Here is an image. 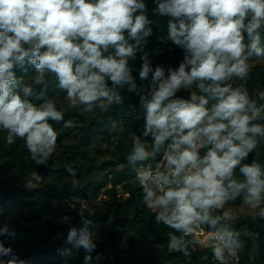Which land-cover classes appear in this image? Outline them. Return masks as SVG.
Listing matches in <instances>:
<instances>
[{
	"label": "clouds",
	"instance_id": "clouds-1",
	"mask_svg": "<svg viewBox=\"0 0 264 264\" xmlns=\"http://www.w3.org/2000/svg\"><path fill=\"white\" fill-rule=\"evenodd\" d=\"M154 3L155 15L169 17L167 40L185 53L179 67L167 72L162 65L153 68L144 51L153 24L144 0H0V130L7 145L23 140L43 165L56 150L49 121L64 119L45 96L47 74L55 75L69 107L83 113L122 103L120 89L136 93L145 124L142 136L131 137L127 161L143 203L156 213V223L174 230L169 251L190 257L189 246L202 243L199 233L208 226L206 246L226 264L243 243L232 226L235 214L225 205L243 196L264 219V167L242 163L264 139V123H258L264 121V91L254 98L244 84L232 83L246 81L249 61L264 57V0ZM138 53L139 78L147 85L138 86L132 74L130 62ZM28 66L35 69L30 84L16 76ZM35 86L42 87L37 92ZM193 86L188 98L177 95ZM32 96L42 102L33 103ZM141 137H151L153 154L162 152L154 168L143 166L150 153ZM67 170L75 183V170ZM90 225L84 220L67 236L74 248L84 249L85 264L96 248ZM0 235L14 232L5 225ZM0 257H8L0 264H25L3 243Z\"/></svg>",
	"mask_w": 264,
	"mask_h": 264
},
{
	"label": "trees",
	"instance_id": "trees-1",
	"mask_svg": "<svg viewBox=\"0 0 264 264\" xmlns=\"http://www.w3.org/2000/svg\"><path fill=\"white\" fill-rule=\"evenodd\" d=\"M144 2L147 15L153 21L152 35L147 38L144 51L148 52L153 68L162 65L166 72L169 67L178 68L185 53L167 40L169 17L153 13L154 0ZM140 55L142 53L130 62L138 86L148 84L139 78ZM258 59L264 57L252 58ZM34 75L35 69L31 66L27 72L16 70V76L24 78L25 83H32ZM46 79V98L53 100L57 110L64 114L59 123L49 121L61 149L59 153L54 152L46 164L37 165L23 140L17 138L13 145H7V133L0 132V228L7 225L14 232V236L0 235V243L11 247L25 264H85L84 249L74 248L67 242V236L70 228L80 229L84 220H91L89 230L96 248L90 254L93 259L89 264H220L212 249L203 250L198 245L189 246L190 257L180 251H169L168 233L174 230L156 223V213L143 203V189L127 161L132 135L142 136L144 130V109L139 96L126 88L120 89L122 103L113 104L106 112L96 109L83 113L79 108L58 103L59 98H66V93L58 88L54 74H47ZM108 83L111 87V82ZM232 83L234 86L244 84L249 94L257 97V92L264 89V66H256L246 81ZM35 87L38 92L42 86ZM194 90L195 86L177 95L188 98L189 92ZM28 99L36 104L42 102L35 96ZM141 139L151 148V137ZM204 151L201 150V155ZM106 157L109 160L100 163V159ZM161 160L162 152L155 153L154 166ZM252 162L264 167V139L259 140L257 148L242 161ZM69 168L75 170V183ZM107 168L110 170L104 180L95 182L94 175ZM32 173L46 176L53 182L36 189L17 187L20 180ZM236 175L240 177L238 169ZM11 184L13 188H5ZM76 200L85 201L87 206L73 209L70 202ZM243 203L241 196L229 201L225 208L239 207ZM253 216L232 221L243 243L236 253L237 264H264V219L258 215L253 219ZM7 259L0 257V260ZM226 264L235 263L227 260Z\"/></svg>",
	"mask_w": 264,
	"mask_h": 264
},
{
	"label": "rangeland",
	"instance_id": "rangeland-1",
	"mask_svg": "<svg viewBox=\"0 0 264 264\" xmlns=\"http://www.w3.org/2000/svg\"><path fill=\"white\" fill-rule=\"evenodd\" d=\"M249 64H250V72H251L256 66H259V65L264 66V59L250 60ZM183 91H187V90H183ZM259 91H264V89H260ZM259 91L257 93H259ZM58 103H60L62 106L69 107V102L67 101L66 98H59ZM0 132L6 133L3 130H0ZM146 147H147L150 155H149L148 160L143 162V166H145V167L151 166V167L154 168L155 167L154 166V156H155V154L152 153V149L151 148H149L147 145H146ZM60 149H61V144L56 142V150H55V152L59 153ZM107 160H109V158H107V157L106 158H101L100 159V163L107 162ZM109 170H110V168H107L104 171L96 173L94 175V177H93V180L95 182L103 181L104 177H105V174ZM52 182H53V180L48 178V177H46V176L40 175L38 173H32V174L26 176L25 178H23L22 180H20L17 187H25L27 189H36V188L44 187V186H46V185H48V184H50ZM13 187H14L13 184H11L9 186H5V188H13ZM70 205H71V207L73 209H78V208H85L87 206V203L85 201L80 202V201L76 200L74 202H70ZM261 206L264 207V204H262ZM225 210H229V211H231V212H233L235 214L236 218L233 221H236L237 219L242 218V217L255 215L258 212V209H256V210L251 209L245 203H243L239 207H226ZM232 259L235 260L234 257Z\"/></svg>",
	"mask_w": 264,
	"mask_h": 264
},
{
	"label": "built area",
	"instance_id": "built-area-1",
	"mask_svg": "<svg viewBox=\"0 0 264 264\" xmlns=\"http://www.w3.org/2000/svg\"><path fill=\"white\" fill-rule=\"evenodd\" d=\"M210 232H211V230H207V229H205V228L202 226V231H200V233H199V236H200V239H201L202 243L199 244L198 246H199L200 248H202L203 250L211 249V248H209V247L206 246V241H207V239H208V234H209ZM233 257L235 258V260L232 259ZM227 260H228V261H231V262H233V263H235V264H237V262H238L237 255H234V256L228 257Z\"/></svg>",
	"mask_w": 264,
	"mask_h": 264
}]
</instances>
